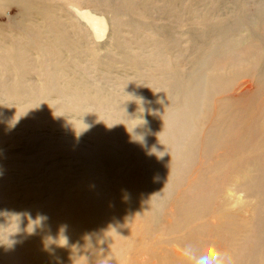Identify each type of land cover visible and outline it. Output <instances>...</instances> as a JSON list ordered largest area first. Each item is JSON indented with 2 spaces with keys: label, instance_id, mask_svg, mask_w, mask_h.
<instances>
[{
  "label": "rangeland",
  "instance_id": "1",
  "mask_svg": "<svg viewBox=\"0 0 264 264\" xmlns=\"http://www.w3.org/2000/svg\"><path fill=\"white\" fill-rule=\"evenodd\" d=\"M261 7L264 0H0V264L52 260L104 224L90 217L102 205L119 221L116 233L130 225L126 237L91 241L66 263L133 264L132 248L151 245L149 235L176 219L168 197L189 165H174L170 194L155 197L150 216L121 225L114 207L123 186L130 182L138 200L147 171L161 168L156 117L168 111L169 84L209 52L205 73L216 76L211 66L225 56L218 35L240 14L260 23L258 44ZM78 12L103 19L101 39Z\"/></svg>",
  "mask_w": 264,
  "mask_h": 264
},
{
  "label": "bare ground",
  "instance_id": "2",
  "mask_svg": "<svg viewBox=\"0 0 264 264\" xmlns=\"http://www.w3.org/2000/svg\"><path fill=\"white\" fill-rule=\"evenodd\" d=\"M255 13L263 17L264 8ZM78 15L92 35L104 36L103 19L89 13ZM255 26L260 23L240 14L231 30L220 32L217 50L225 56L215 66L208 63L216 76L205 73L209 52L207 60L197 61L189 74L172 78L168 111L156 117L162 174L158 164L146 170L149 177L140 185L138 200L130 193V182L123 186L114 207L121 225L127 226L137 214L145 215L155 197H168V173L175 164L189 165L181 174L179 169L180 177L172 182L175 194L168 197L176 219L166 220L163 234L149 235L151 245L132 248L133 264H197L203 257L211 261L213 248L226 254L230 264H264V28L257 44L252 39L257 38ZM243 31L251 36L236 42L234 38ZM241 193L246 202L233 210L232 203ZM111 212V207H96L90 217L95 220L103 215L104 224H93L84 241H75L43 264L68 263L99 238L126 237L130 225L116 233L119 221L110 222ZM149 229L143 232L149 234ZM143 240L141 234L137 241L143 244ZM172 243L179 244L182 252ZM188 248L191 257L185 255Z\"/></svg>",
  "mask_w": 264,
  "mask_h": 264
},
{
  "label": "clouds",
  "instance_id": "3",
  "mask_svg": "<svg viewBox=\"0 0 264 264\" xmlns=\"http://www.w3.org/2000/svg\"><path fill=\"white\" fill-rule=\"evenodd\" d=\"M232 194L230 193V197ZM246 201L244 200L243 194H239L235 197V201L232 203L233 210L238 209L244 205ZM212 260L209 261L207 257L201 258L197 264H230V260L226 254L222 253L219 249L213 248ZM185 255L190 256L189 248L185 250Z\"/></svg>",
  "mask_w": 264,
  "mask_h": 264
}]
</instances>
